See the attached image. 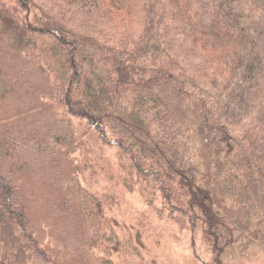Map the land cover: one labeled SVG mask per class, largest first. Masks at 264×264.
<instances>
[{"label":"trees","instance_id":"obj_1","mask_svg":"<svg viewBox=\"0 0 264 264\" xmlns=\"http://www.w3.org/2000/svg\"><path fill=\"white\" fill-rule=\"evenodd\" d=\"M152 229L264 262V0H0V264L133 263Z\"/></svg>","mask_w":264,"mask_h":264},{"label":"rangeland","instance_id":"obj_2","mask_svg":"<svg viewBox=\"0 0 264 264\" xmlns=\"http://www.w3.org/2000/svg\"><path fill=\"white\" fill-rule=\"evenodd\" d=\"M126 178L117 169L116 161L106 164L102 175L97 176L94 181L96 191L101 194L107 202V211L118 218L125 227L136 231L137 218L144 210V204L136 190H131ZM159 229L145 232L143 242L145 249L141 250L139 256L133 263L120 260L121 264H206L212 261L206 247L199 237L190 233H178L180 238L159 233ZM180 239V240H178ZM250 264H264L260 257Z\"/></svg>","mask_w":264,"mask_h":264}]
</instances>
